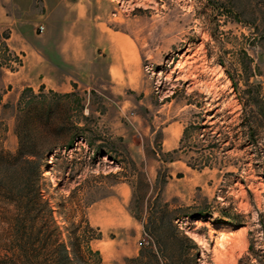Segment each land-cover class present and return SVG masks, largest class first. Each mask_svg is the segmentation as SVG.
I'll use <instances>...</instances> for the list:
<instances>
[{
  "label": "rangeland",
  "instance_id": "obj_1",
  "mask_svg": "<svg viewBox=\"0 0 264 264\" xmlns=\"http://www.w3.org/2000/svg\"><path fill=\"white\" fill-rule=\"evenodd\" d=\"M53 1L0 0L4 150L30 90L63 125L38 180L55 224L36 229L78 238L82 264H143L148 216L167 206L198 264H264V0H63L72 14L46 34ZM50 46L55 91L38 87ZM15 214L0 193V264H21Z\"/></svg>",
  "mask_w": 264,
  "mask_h": 264
},
{
  "label": "trees",
  "instance_id": "obj_2",
  "mask_svg": "<svg viewBox=\"0 0 264 264\" xmlns=\"http://www.w3.org/2000/svg\"><path fill=\"white\" fill-rule=\"evenodd\" d=\"M9 38V33L0 32V45L11 54L7 44ZM16 59L21 65V60ZM28 93L31 96L25 94L18 107L20 114L15 129L18 149L15 153L4 150L0 135V168L11 172L9 181L0 178V193L4 202L16 210L8 222L10 251L14 253L15 262L21 264H82L84 251L78 238H71L69 244L61 243V232L56 225L52 230L36 229L39 221L55 224L54 212L44 199L38 180L48 156L61 144L63 125L54 121L47 96L37 95L32 90ZM37 134L43 138L37 140L34 137ZM148 222L157 251L143 248V264H198L197 256L191 252L193 242L179 231L167 206L157 214L152 212ZM163 230L168 233L167 238L161 235ZM167 240L176 247L174 251L169 249Z\"/></svg>",
  "mask_w": 264,
  "mask_h": 264
},
{
  "label": "crops",
  "instance_id": "obj_3",
  "mask_svg": "<svg viewBox=\"0 0 264 264\" xmlns=\"http://www.w3.org/2000/svg\"><path fill=\"white\" fill-rule=\"evenodd\" d=\"M68 14H72V12L71 13L69 12V10L66 8V5L63 3V0L49 2V4L46 3V17H47V23L45 27L46 34H50L52 32L53 24L61 23ZM63 53H64L63 51L61 52L60 50H57L56 46H50L45 49L44 55L46 56L48 65H46L44 68V78L41 79L38 87L44 85L46 86L45 89L47 90L51 89L52 91H55L52 81L48 79L47 75L54 74L56 76L62 77V74H59V72L61 71V66L59 63L61 58H58L57 55ZM66 54H76V51H73L71 48H68ZM35 64H37L36 61ZM69 77L71 79H74L73 75L71 74L69 75ZM67 83L68 84H63L66 87L65 92L70 93L71 91H73L71 80H69ZM36 85L37 84H31L29 85V87H34L35 89ZM54 85H58V84H54Z\"/></svg>",
  "mask_w": 264,
  "mask_h": 264
},
{
  "label": "built area",
  "instance_id": "obj_4",
  "mask_svg": "<svg viewBox=\"0 0 264 264\" xmlns=\"http://www.w3.org/2000/svg\"><path fill=\"white\" fill-rule=\"evenodd\" d=\"M41 30L43 31V30H44V28H41Z\"/></svg>",
  "mask_w": 264,
  "mask_h": 264
}]
</instances>
